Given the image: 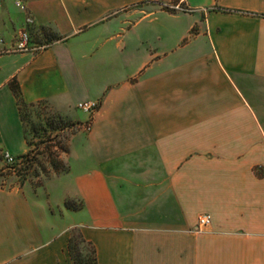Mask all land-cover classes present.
Here are the masks:
<instances>
[{"label": "crops", "instance_id": "obj_1", "mask_svg": "<svg viewBox=\"0 0 264 264\" xmlns=\"http://www.w3.org/2000/svg\"><path fill=\"white\" fill-rule=\"evenodd\" d=\"M15 1L0 0V152L29 148L12 80L70 123L98 107L65 172L0 187V264H70L73 227L96 264H264V0ZM178 3L191 11L163 8ZM23 28L47 48L4 54Z\"/></svg>", "mask_w": 264, "mask_h": 264}, {"label": "rangeland", "instance_id": "obj_2", "mask_svg": "<svg viewBox=\"0 0 264 264\" xmlns=\"http://www.w3.org/2000/svg\"><path fill=\"white\" fill-rule=\"evenodd\" d=\"M44 34L43 31L36 32L32 40L34 42L49 41L50 38H43ZM19 114L29 147L28 151H32L34 162L22 168L17 175V173L13 174L8 171L4 161L1 160L0 187H6L10 183L27 182L34 188L40 186L44 180L65 172L64 158L67 152V142L71 135L77 132L85 133V131L81 129L80 123L67 122L52 113L44 104L21 105ZM2 153L0 152V155H3ZM67 204L72 209H77L79 206L77 202ZM65 257L70 264H93L91 247L83 242L77 227L67 232Z\"/></svg>", "mask_w": 264, "mask_h": 264}, {"label": "built area", "instance_id": "obj_3", "mask_svg": "<svg viewBox=\"0 0 264 264\" xmlns=\"http://www.w3.org/2000/svg\"><path fill=\"white\" fill-rule=\"evenodd\" d=\"M182 1V0H181ZM180 1V2H181ZM15 6L19 9H23V0H16L15 1ZM163 8L170 10V11H178V12H190L191 9L186 7L185 5H181L180 3L178 4H169L163 6ZM25 26H29L32 24V20L30 19L29 16L25 17L24 20ZM3 41L0 38V44H2ZM47 41H42V42H34L26 28L21 29L18 31L16 34L13 42L11 43L10 46L7 48H2V52L4 54H15V53H30V54H36L48 46ZM98 107V103L96 102H90V101H85V102H80L75 105V108L78 109L80 112L84 113L87 118L84 122L80 123V127L82 130L87 132L90 129V122H91V117L93 113L96 111ZM3 155H0V159L4 161V165L6 166V169L8 171H11V173H17V175L22 171V168L27 166L28 163H25V158L22 157H10L7 156L5 153H2ZM32 156V151H29V154L26 156V158H31ZM197 223L201 227H206L210 223V218L208 215H201L197 219Z\"/></svg>", "mask_w": 264, "mask_h": 264}, {"label": "trees", "instance_id": "obj_4", "mask_svg": "<svg viewBox=\"0 0 264 264\" xmlns=\"http://www.w3.org/2000/svg\"><path fill=\"white\" fill-rule=\"evenodd\" d=\"M44 37H47V39H48V38L51 37V35L45 32ZM8 85H9V88L11 89L13 95L15 96L16 104H17V108H18V110H19L20 106H21V105H25V104L22 103L21 100H20V98H19V88H18V86H17V83H16L14 80H12V81H10V82L8 83ZM46 148H47V147H46ZM28 154H29V151H28L26 154H24V155H22V156H19V157L25 158V159H26V160H25V163H28V162H29V165H31V164L34 162V157L31 156V158L28 159V158H26V156H27ZM27 165H28V164H27ZM67 203H69V202L66 201V202L64 203V206L67 207L68 209H72L71 207H68V204H67ZM74 209H75V208H74ZM82 240H83V239H82ZM83 242H85L86 244H88V245L91 247V252H92V262H93V264H96V260H95V252H94V248H93V246H92L89 242H86V241H84V240H83Z\"/></svg>", "mask_w": 264, "mask_h": 264}]
</instances>
